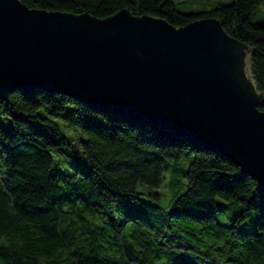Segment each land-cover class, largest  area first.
Returning a JSON list of instances; mask_svg holds the SVG:
<instances>
[{
	"label": "trees",
	"instance_id": "16d2710c",
	"mask_svg": "<svg viewBox=\"0 0 264 264\" xmlns=\"http://www.w3.org/2000/svg\"><path fill=\"white\" fill-rule=\"evenodd\" d=\"M20 1L98 18L124 7L174 27L215 17L247 47L257 107L264 112V22L250 20L263 0L189 12L172 0ZM7 96L0 100L7 118L0 120V264H264V189L226 156L65 94L35 88ZM67 104L72 121L60 122L84 135L80 145L52 117ZM184 152L192 153L187 188L170 206H162L157 193L137 189L140 183L158 186L163 163ZM217 199L238 202L231 222L215 217ZM251 210L258 213L255 228L242 231L239 223Z\"/></svg>",
	"mask_w": 264,
	"mask_h": 264
},
{
	"label": "water",
	"instance_id": "95a60500",
	"mask_svg": "<svg viewBox=\"0 0 264 264\" xmlns=\"http://www.w3.org/2000/svg\"><path fill=\"white\" fill-rule=\"evenodd\" d=\"M245 53L215 17L174 27L124 7L98 18L0 0V100L43 89L172 130L264 189V112Z\"/></svg>",
	"mask_w": 264,
	"mask_h": 264
},
{
	"label": "rangeland",
	"instance_id": "374dc122",
	"mask_svg": "<svg viewBox=\"0 0 264 264\" xmlns=\"http://www.w3.org/2000/svg\"><path fill=\"white\" fill-rule=\"evenodd\" d=\"M177 10L184 12L207 10L217 4H228L232 0H172ZM252 24H259L264 22V0L253 11L250 18ZM245 46V45H244ZM243 63V71L246 79L253 85L251 80L249 66H248V49ZM254 88V85H253ZM255 89V88H254ZM255 91V90H254ZM264 98V96H263ZM41 109H44L41 106ZM50 116V115H49ZM51 117V116H50ZM56 118L61 126L62 131L66 135L67 139L75 144L80 145V140L84 139V135L80 134L78 130L72 124V128L67 121H61V119H68L72 121L71 104H67L63 110L57 111L52 115ZM0 120H7L6 116L0 115ZM72 123V122H71ZM66 126V127H65ZM192 159V153L184 152L178 159H168L162 165V180L158 186H150L144 183H140L137 186L138 190L145 189L147 192H155L159 196V202L162 206L168 207L172 201V198L186 190L187 178L185 175L189 162ZM57 161V158H55ZM142 197L148 196L141 194ZM221 204V205H220ZM239 205L236 201L217 199L216 207L214 208L215 217L222 223H229L236 216L239 211ZM258 213L256 210H251L250 214L239 223V229L242 231L251 230L255 228V221Z\"/></svg>",
	"mask_w": 264,
	"mask_h": 264
}]
</instances>
